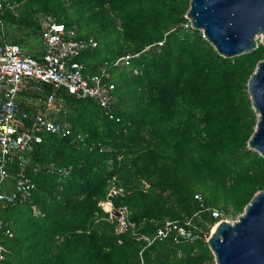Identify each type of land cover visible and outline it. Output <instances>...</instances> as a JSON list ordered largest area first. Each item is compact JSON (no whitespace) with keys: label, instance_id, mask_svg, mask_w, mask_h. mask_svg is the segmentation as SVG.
Masks as SVG:
<instances>
[{"label":"trees","instance_id":"obj_1","mask_svg":"<svg viewBox=\"0 0 264 264\" xmlns=\"http://www.w3.org/2000/svg\"><path fill=\"white\" fill-rule=\"evenodd\" d=\"M188 3L5 0L1 41L40 58L42 52L27 51L28 41L39 38L35 17L51 14L77 39L94 42L77 61L85 77L106 69L114 89L109 118L98 100L34 81L22 86L21 110L68 124L83 142L42 134L24 154L36 188L29 202L0 207V223L10 232L0 233L4 264H214L202 233L148 246L133 235L151 238L159 225L185 217L208 234L214 220L200 212L195 194L235 218L264 189V157L247 147L257 120L247 83L264 60V45L258 41L255 50L233 58L219 55L189 26ZM128 55L129 66H114ZM52 93L56 100L46 109ZM17 167L15 160L11 174ZM52 168L68 174L60 177ZM112 188L122 192L108 196ZM105 202L126 209L123 232L115 231Z\"/></svg>","mask_w":264,"mask_h":264},{"label":"built area","instance_id":"obj_2","mask_svg":"<svg viewBox=\"0 0 264 264\" xmlns=\"http://www.w3.org/2000/svg\"><path fill=\"white\" fill-rule=\"evenodd\" d=\"M190 1V0H188ZM8 7L5 0H0V12ZM17 15V9L9 6ZM39 25V39L43 48V54L35 59L20 48L19 45L1 41L4 37V27L0 18V207L23 204L30 201L35 190L34 181L26 174L27 158L24 154L30 149L32 144H39L42 141V134H52L61 138H70L71 143L83 142V136L77 134L72 136L70 126L66 123L56 122L45 115H29L19 107L18 96L22 92V86L34 81L43 85L51 86L54 91L64 90L68 95L77 99H95L99 105L112 118L110 113L112 107L111 92L114 89L113 83H108L105 78L108 76L106 69L85 77L84 66L77 61L80 54L87 48L94 46L92 40L85 41L77 39L73 29L66 27L55 20L51 14H39L36 16ZM190 26V23H189ZM187 27V25H186ZM191 27V26H190ZM161 45L162 43H158ZM133 56H125L115 61L114 66L122 62L125 66L130 65ZM134 74L138 70L134 69ZM34 90L42 92L43 88L36 86ZM56 100L55 93H52L44 102L46 109L52 108ZM26 124V125H24ZM18 161L16 171L11 174L10 166ZM52 173L60 177L68 174L67 170L52 168ZM122 189L112 188L108 196L121 193ZM194 199L200 203L202 213H207L214 220L212 224L206 226L207 232L193 224L191 218H184L182 223L176 221H166L156 229L154 235L136 236L137 241L143 240L146 245H150L154 240L173 237L175 243L194 240L197 234L202 233L205 242L214 227L222 220L229 221L224 213L216 208L204 205L199 193L194 195ZM105 202L101 204L103 210L109 214L110 218H115L117 224L115 231L123 232L128 227L125 219L126 209H116L120 212L119 218L114 217L111 211L104 208ZM114 209V208H113ZM39 214L38 210H35ZM231 222V221H230ZM192 228L193 233L189 230ZM0 233L10 236V232L4 229L0 223ZM120 243V242H119ZM7 250L0 244V264H4ZM141 255V252L139 253ZM214 260V258H213Z\"/></svg>","mask_w":264,"mask_h":264},{"label":"water","instance_id":"obj_3","mask_svg":"<svg viewBox=\"0 0 264 264\" xmlns=\"http://www.w3.org/2000/svg\"><path fill=\"white\" fill-rule=\"evenodd\" d=\"M185 18L192 29L225 57L248 54L264 45V0H190ZM257 117L247 147L264 157V60L247 83ZM104 208L119 218L110 204ZM214 264H264V189L255 193L233 222L220 221L207 239Z\"/></svg>","mask_w":264,"mask_h":264},{"label":"rangeland","instance_id":"obj_4","mask_svg":"<svg viewBox=\"0 0 264 264\" xmlns=\"http://www.w3.org/2000/svg\"><path fill=\"white\" fill-rule=\"evenodd\" d=\"M260 40H261V38L259 37L258 38V41H260ZM28 43L29 44L32 43L31 44V47H30V49H31L32 52H37V51L40 50L41 44H39V38H36V37L30 38L29 41H28ZM237 217H235V218L227 217V218H228L229 221L233 222V221H235L237 219Z\"/></svg>","mask_w":264,"mask_h":264},{"label":"crops","instance_id":"obj_5","mask_svg":"<svg viewBox=\"0 0 264 264\" xmlns=\"http://www.w3.org/2000/svg\"><path fill=\"white\" fill-rule=\"evenodd\" d=\"M38 37H39V35H38ZM32 44V43H31ZM31 44H30V46L29 47H31ZM39 44H40V39H39ZM29 47H27V48H29ZM28 52L30 51V52H32L31 51V49H29V50H27ZM25 52H26V50H25ZM37 52H39V54H40V52H43V48H42V46H40V50L39 51H37ZM37 52H32V53H37ZM6 260V259H5Z\"/></svg>","mask_w":264,"mask_h":264},{"label":"bare ground","instance_id":"obj_6","mask_svg":"<svg viewBox=\"0 0 264 264\" xmlns=\"http://www.w3.org/2000/svg\"><path fill=\"white\" fill-rule=\"evenodd\" d=\"M215 228V227H214ZM213 230V229H212Z\"/></svg>","mask_w":264,"mask_h":264},{"label":"clouds","instance_id":"obj_7","mask_svg":"<svg viewBox=\"0 0 264 264\" xmlns=\"http://www.w3.org/2000/svg\"><path fill=\"white\" fill-rule=\"evenodd\" d=\"M116 210V209H115Z\"/></svg>","mask_w":264,"mask_h":264}]
</instances>
